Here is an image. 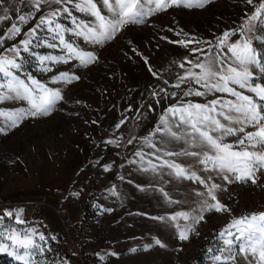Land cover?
<instances>
[{
    "label": "rangeland",
    "instance_id": "374dc122",
    "mask_svg": "<svg viewBox=\"0 0 264 264\" xmlns=\"http://www.w3.org/2000/svg\"><path fill=\"white\" fill-rule=\"evenodd\" d=\"M190 2L195 4L198 0ZM15 6L27 10L18 0ZM249 11L251 7L244 0H210L204 7L172 6L151 15L142 24H130L103 47L95 46L97 62L74 69L80 76L78 81L48 85L61 88L63 96L50 115L29 117L7 134H0V212L23 209L24 225L14 220H6V223L21 230L35 227L46 234L51 251L37 259L43 264H212L211 256L218 253L209 252L208 248L218 246L214 242L216 234L234 218L264 210V177L256 185L250 181L228 184L216 178L215 182L222 186L216 192L217 199L232 210L231 214L205 213V220L195 225L196 232L190 239L180 241L174 229L150 219L161 214L165 206L159 192L137 189L136 185L148 186L153 177L128 164V159H136L131 155L133 146L117 147L106 142L121 132L124 136L133 132L145 135L154 127L163 108L175 102L170 98L158 105L159 97L149 96L152 88L167 87L163 80L158 81L151 75L149 66L159 70L163 79L174 83L175 74L182 70L172 61L179 62L190 55L187 48L169 43L161 39L162 36L178 40L182 37L175 33L183 29L201 41L199 47L205 53H210L215 50L216 36L238 29ZM14 22H17L15 16ZM34 23L33 20L22 26L17 40ZM7 26V22L0 24V29ZM257 33L264 34V21L257 23ZM15 42L6 41L5 46ZM254 46L264 57V43L254 42ZM82 47L90 50L91 46L82 44ZM133 48L148 58V64L133 53ZM77 63L74 60L67 65H55L53 71L46 74L34 63H26L25 70L41 81H48L54 74L72 71V65ZM256 78L264 83V74L258 70ZM169 90L176 91L175 88ZM211 98L214 97H208ZM187 99L205 102L203 97ZM148 103L154 111L148 110ZM22 106H27L26 102L0 104V108L9 111ZM139 112H144L145 118L140 119ZM125 116L130 122L120 130L114 129ZM235 139L229 137L226 142ZM113 161L112 170L105 172L103 165ZM121 164L124 167H119ZM209 174L215 177V173ZM113 185L117 186L119 197L110 195L108 189ZM160 186L176 199H182L190 188L206 191L203 186L186 180L166 185L157 183V187ZM76 192L79 196L70 195ZM173 209L183 210L179 205H174ZM52 236L56 239H51ZM153 238L161 239L167 247L155 245ZM54 243H60L57 249ZM146 244L153 246L144 250ZM133 248L137 250L131 251ZM0 264L21 262L0 253ZM237 264H243L239 257Z\"/></svg>",
    "mask_w": 264,
    "mask_h": 264
},
{
    "label": "snow or ice",
    "instance_id": "6c2138e0",
    "mask_svg": "<svg viewBox=\"0 0 264 264\" xmlns=\"http://www.w3.org/2000/svg\"><path fill=\"white\" fill-rule=\"evenodd\" d=\"M18 2L24 4L27 10L16 7L15 0H0V24H8L0 29V104L24 101L27 106L10 111L0 108V134H7L9 129L18 127L29 117L50 115L63 96L61 88L48 85L78 81L80 76L75 74L74 69L97 62L99 57L95 46L103 47L126 26L142 24L146 18L172 6L204 7L210 0H198L195 4L190 0ZM244 2L251 7V11L245 13L238 29L226 30L216 36L215 50L210 53H205L199 47L201 41L183 29L175 33L182 37L178 40L161 37L187 48L190 53L182 61H172L182 70L175 74L174 83L163 79L159 70H153L151 66L148 68L156 80H163L167 86L152 88L149 96L159 97L156 99L158 105L170 98L175 102L163 108L156 124L145 135L133 132L124 136L121 132L118 137L106 141L117 147L133 146L131 155L136 159H128V164L153 177L148 186L136 185L137 189L159 192L165 206L161 214L150 219L165 228L174 229L180 241L190 239L191 234L196 232L195 225L205 220V213L231 214L232 210L217 199L216 192L222 186L215 182L216 178L228 184L250 181L256 185L264 177V83L256 78L257 70L264 74V57L254 46V42L264 43V34L257 33V23L264 21V0ZM14 16L17 22H14ZM33 20L32 27L17 40L21 37L22 26ZM6 41L16 42L5 46ZM82 44L91 46L90 50ZM190 44L196 47L189 48ZM40 49L54 51L41 52ZM132 51L148 64L147 57L135 48ZM74 60L78 63L72 65V71L54 74L48 81H41L31 71L25 70L26 63H34L41 73L46 74L53 71V66L67 65ZM170 88L176 91H170ZM190 97H203L205 102L187 99ZM147 108L155 110L151 103ZM145 115L139 112L140 119ZM128 122L129 117H122L114 129L120 130ZM229 137L236 139L226 142ZM145 148L147 152L143 150ZM114 163L104 164V171L112 170ZM209 173H215V177ZM120 179L124 180V177L120 176ZM185 180L203 186L206 191L190 188L182 199H176L165 187H157V183L166 185ZM108 191L113 197L120 196L115 185ZM70 195L79 196V193ZM174 205L181 206L183 210H174ZM22 213L23 209H4L0 212V253L15 257L21 264H43L37 257H45L51 251L46 234L35 227L21 230L6 223V220H14L16 224L24 225L26 221ZM37 237L43 243L38 242ZM153 239L155 245L167 247L161 239ZM214 242L218 246L208 248L209 252L218 253L211 256L212 264H237L238 257L243 264H264V210L234 218L216 234ZM152 246L146 244L144 250Z\"/></svg>",
    "mask_w": 264,
    "mask_h": 264
},
{
    "label": "trees",
    "instance_id": "16d2710c",
    "mask_svg": "<svg viewBox=\"0 0 264 264\" xmlns=\"http://www.w3.org/2000/svg\"><path fill=\"white\" fill-rule=\"evenodd\" d=\"M53 245L56 246V249H57L60 243H54Z\"/></svg>",
    "mask_w": 264,
    "mask_h": 264
}]
</instances>
